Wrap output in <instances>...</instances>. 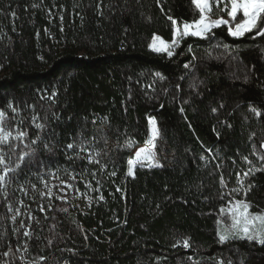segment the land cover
<instances>
[{"label":"trees","instance_id":"1","mask_svg":"<svg viewBox=\"0 0 264 264\" xmlns=\"http://www.w3.org/2000/svg\"><path fill=\"white\" fill-rule=\"evenodd\" d=\"M168 16L181 24L199 12L192 0H0V110L4 126L27 133L5 148L20 168L0 185V264H264V245L221 242L217 230L221 207L244 198L233 189L245 156L261 169L247 199L264 211V37L221 26L179 39L169 57L150 50L154 35L171 42ZM149 117L163 167L129 176ZM90 149L110 156L89 163ZM49 167L92 183L97 198L85 211L55 201L20 228L11 192Z\"/></svg>","mask_w":264,"mask_h":264},{"label":"snow or ice","instance_id":"2","mask_svg":"<svg viewBox=\"0 0 264 264\" xmlns=\"http://www.w3.org/2000/svg\"><path fill=\"white\" fill-rule=\"evenodd\" d=\"M157 2L159 3V0H157ZM192 3L199 12V18L191 22L178 24L172 16H168V19L173 25L172 40L171 42H167L160 36L154 35L153 43L150 45L153 51L165 52L169 57H171L174 54L172 49L177 46L179 39H183L188 36L207 39L208 36L212 34L214 28L221 26H227L228 34L234 38H241L248 33H255L256 36L264 37V0H192ZM213 5L216 9L215 12L213 11ZM97 7L99 8V5ZM220 13L226 14L228 19H225L223 15H220ZM100 14L102 15L103 13L101 12ZM214 15L216 16L215 19L212 18ZM60 19L63 20V16H61ZM223 47L226 50L230 48L229 45H224ZM189 51H191V46H189ZM184 67L189 69L190 64L186 63ZM155 75L158 77L160 76L159 73H156ZM177 87H179V85H177ZM55 95L56 93H52L51 97H55ZM8 107L15 111V108L11 104H9ZM221 107H223V105H221ZM250 110L257 117L261 115L260 111L254 107ZM183 111L184 109L181 108V112ZM212 111L216 112L217 109L213 108ZM4 120L5 112L4 110H0V144L13 138L11 131L4 127ZM148 124L150 136L145 142L147 146L139 148L135 152V158L128 159L127 161V174L129 176L134 177L137 165L141 168L147 167L149 169L163 167V164L158 159L156 152V141L161 138V131L157 126L155 118L149 117ZM35 127L40 129L43 125L35 124ZM26 135V132L21 131L19 132L17 138L22 139ZM39 139V136H37L32 140V143L35 144ZM67 147L71 149L73 145L68 144ZM261 147H264V145H261ZM253 154L255 155V152H253ZM258 158L260 160H264V156H260ZM6 159L11 162V156L3 151H0V165L4 166L3 174L0 175V185L5 184L6 178H14L15 173L20 168V164L18 162L15 164V167H11L10 164H6ZM20 159H23V157H20ZM201 159H203V157H201ZM93 162L99 163L98 160H94L91 154H89V163ZM244 162L251 166L247 169V171H244L243 174L240 172L236 173L237 183L240 187L233 189V192H242L244 198L234 199L232 201V207L228 209L227 213L231 219V227L227 231L218 230V236L221 242H225L229 239H246L248 241H256L257 243L264 245V213H253L250 211L253 205L247 199V195L248 192L251 191L253 185L249 183L245 186V181L248 177L254 175L256 171L261 169L253 165L252 161H250L247 156L244 157ZM233 163H235V161H233ZM103 167L106 166H102V168ZM217 167H219V165H217ZM93 175H95V173H93ZM112 175H115V172H113ZM223 183V176H221V184ZM66 186L71 187V185ZM117 191H119V189H117ZM50 192L51 190L49 189V193ZM101 199H103V197H101ZM9 211H12L10 206ZM220 212L224 214L225 209L221 207ZM17 214H19V210H17ZM14 220L15 216H13V221ZM21 227H24L23 223H21ZM23 235L30 237L31 233L29 231H24ZM51 243L52 242L49 241V244ZM182 243L185 248L190 246L187 239H184ZM8 254V252H5L4 256H8ZM229 264H231V262H229Z\"/></svg>","mask_w":264,"mask_h":264},{"label":"rangeland","instance_id":"3","mask_svg":"<svg viewBox=\"0 0 264 264\" xmlns=\"http://www.w3.org/2000/svg\"><path fill=\"white\" fill-rule=\"evenodd\" d=\"M213 11L215 12V6L213 5ZM223 15L225 19H228L227 15L224 13H220ZM213 19L216 18L214 15ZM159 36V35H157ZM162 38V37H161ZM153 43V39L150 45ZM179 45V40L178 44ZM175 46L172 51L174 53L176 47ZM150 50L155 53H165V52H156L153 51L150 47ZM8 129L6 126H4ZM12 133V139L0 144V149L4 153H7L5 148L8 146H12L15 142L23 143V138H17L19 130L8 129ZM150 136V131H149ZM149 138V137H148ZM147 146L146 143L141 146ZM139 147V148H141ZM133 151L131 159L135 158V152L139 149ZM86 154H91L94 160H104L109 158L110 153L108 151L98 152L95 150H88ZM6 164H10L7 159L5 161ZM137 165L136 167H138ZM2 166V173H3ZM8 183L4 186L5 189L8 188ZM66 185H71V187H67ZM49 189L51 192L49 193ZM97 189L95 185L92 183H88L82 178H79L66 168H41L40 170L32 173L31 177H29V182L26 183L23 187H18L13 192H11L12 201L9 203L12 211H10V216L13 221V216H15V220L13 223L20 226V228H25L27 225L34 223L36 212H42L47 207L51 206L55 201H64L76 206L79 210L85 211L87 210L92 202L97 198ZM6 196L9 195L8 191L5 193ZM234 199L232 197L227 201L224 209L225 213L223 214V219L217 223V230L227 231L231 227V219L229 217L228 209L232 207V201ZM43 209V210H41ZM17 210H19V214H17ZM253 213H264L262 212H254ZM21 223H23L24 227H21Z\"/></svg>","mask_w":264,"mask_h":264}]
</instances>
